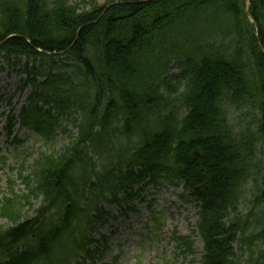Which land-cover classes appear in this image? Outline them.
<instances>
[{"label": "trees", "instance_id": "obj_1", "mask_svg": "<svg viewBox=\"0 0 264 264\" xmlns=\"http://www.w3.org/2000/svg\"><path fill=\"white\" fill-rule=\"evenodd\" d=\"M0 58L33 87L19 122L47 144L79 112L69 145L21 164L25 193L9 179L0 264H94L104 204L163 181L197 210L198 264H264V0H0Z\"/></svg>", "mask_w": 264, "mask_h": 264}, {"label": "rangeland", "instance_id": "obj_2", "mask_svg": "<svg viewBox=\"0 0 264 264\" xmlns=\"http://www.w3.org/2000/svg\"><path fill=\"white\" fill-rule=\"evenodd\" d=\"M97 2L103 3L104 0ZM172 72L176 75L180 73L178 69ZM19 85L20 77L0 59V92L4 94V98L0 100V198L7 192L9 179L15 182L18 194L27 191L18 176L22 163L29 172V167L33 165L40 151L59 152L77 136L72 118L79 116L78 110L74 111L73 117L62 118L61 127L67 128L68 132L64 133L61 127L58 128L55 139L49 144L35 131L24 128L19 122V117L15 122L13 135L8 136V121L5 115L11 112L19 116L22 108L29 104L32 92L31 87L20 91ZM38 104L45 110L51 107L42 102ZM53 112L56 113V110ZM16 138L20 140V144H17ZM127 147L126 138L121 137L113 139L110 149L120 155L128 150ZM23 174H26V171ZM182 193L181 186L163 181L144 187L140 195V198L146 199L144 202L136 198L130 204L123 203L121 206H133L135 210L121 214L124 209L121 210L119 205L105 204V209L110 213L109 219L105 225L97 227L94 237L107 235L109 238L106 256L97 261V264H190L192 260L194 264H198L202 258L203 244L200 237L192 233L197 222V210L181 197ZM32 203L36 208L40 198ZM32 213L33 211H30V214ZM7 224L8 221L0 217V226ZM174 231L192 237L196 250L193 256L181 251L174 238Z\"/></svg>", "mask_w": 264, "mask_h": 264}, {"label": "water", "instance_id": "obj_3", "mask_svg": "<svg viewBox=\"0 0 264 264\" xmlns=\"http://www.w3.org/2000/svg\"><path fill=\"white\" fill-rule=\"evenodd\" d=\"M246 13L248 14V16H250V9H249V5H247V10Z\"/></svg>", "mask_w": 264, "mask_h": 264}]
</instances>
